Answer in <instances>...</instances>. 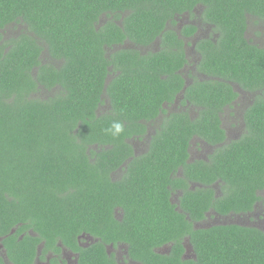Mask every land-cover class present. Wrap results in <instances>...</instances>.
Listing matches in <instances>:
<instances>
[{
	"label": "trees",
	"instance_id": "obj_1",
	"mask_svg": "<svg viewBox=\"0 0 264 264\" xmlns=\"http://www.w3.org/2000/svg\"><path fill=\"white\" fill-rule=\"evenodd\" d=\"M198 2L220 32L217 42L199 43L207 77L185 91L199 115L165 117L149 151L135 156L129 138L184 85L175 73L184 42L167 20ZM104 14L114 17L98 27ZM255 17L264 20V0H0V239L8 259L0 256V264H35L41 243L44 251L58 252L60 243L79 251L85 264H110L104 245L118 239L152 261L144 246L187 232L196 259L183 260L178 242L161 264H264V230L236 224L193 230L169 200L179 167L227 183L228 196L211 204L221 213L251 210L264 186V44L246 35ZM21 23L22 34L6 40ZM157 37L161 49L141 55ZM125 39L140 48L122 47ZM233 80L259 91L247 114L249 133L196 168L187 162L190 139L224 142L220 112L235 98ZM113 120L124 124L116 138L104 131ZM125 162L122 178L113 180ZM206 199L186 208L194 218ZM163 214L178 216L154 229ZM82 234L98 241L83 249Z\"/></svg>",
	"mask_w": 264,
	"mask_h": 264
},
{
	"label": "flooded vegetation",
	"instance_id": "obj_2",
	"mask_svg": "<svg viewBox=\"0 0 264 264\" xmlns=\"http://www.w3.org/2000/svg\"><path fill=\"white\" fill-rule=\"evenodd\" d=\"M204 5L200 2L196 3L191 10H184L176 13L172 19L167 20L169 28L176 30L179 38L184 42V58L182 66L175 70L176 74H180L183 87L177 92L175 98L172 101H164L158 114V117L149 121H143L145 128L134 133L129 140L134 147V155L139 156L146 154L149 151V143L152 135L156 133L161 125L164 123L165 117H170L172 114H181L185 118L187 115L191 120H195L199 115V106L194 102H191L185 95L186 89L193 85L199 78H206L207 75L200 70V63L202 60V53L198 47L199 43L205 39H210L213 42H217L220 36V32L216 30L214 23L206 21L202 14L204 13ZM119 12V11H118ZM121 19L123 20L129 13L126 10H120ZM104 14L98 22V27L107 23L109 18ZM116 22L122 25L120 19H114ZM259 20L258 23H255ZM17 24V23H15ZM22 28L10 32V35L5 36L6 40L10 39L11 36H20L26 25L19 24ZM264 20L255 17L254 20L248 25V31L246 32L247 38H252L254 43L264 44ZM126 48H140L130 39H125L124 45ZM143 50L141 55H147L149 50H160L161 39L156 38L151 44L142 46ZM167 75H163L166 77ZM195 86V85H194ZM231 87L233 88L235 98L231 102H226L220 112L222 120L221 126L225 130L226 138L224 142L214 144L207 141L205 138L194 134L190 139V147L188 148L189 156L187 158L188 163H193L194 166L200 167L205 164L210 165L214 162V157L217 154V149L222 145H228L233 141L244 138L249 133L247 114L250 108L253 106L259 91L245 88L240 82L235 80L231 81ZM195 89V88H194ZM105 107V106H104ZM104 110V109H103ZM142 142V143H141ZM144 145L145 148H139L137 146ZM143 149V150H138ZM132 158L127 160L130 162ZM123 163L119 168L112 171L111 176L113 180H119L124 174V168L126 163ZM183 167H179L173 174L176 178L177 185L172 189L169 200L174 209L185 215V218L192 224V229L210 228L219 225H240L248 227H257L264 230V186L256 190L257 199L254 202L253 208L249 211L235 212L230 211L228 213H221L217 211L216 207L211 204H216L218 198H226L229 193V187L227 183L222 179H218L212 182H206L205 179H199L197 174L192 173L189 175ZM170 188V186H169ZM208 198V207L203 210L201 216L196 219L193 214L186 209L191 207L195 200L198 201L199 196ZM190 205V206H189ZM116 216L120 219L123 218V214L116 212ZM178 216L172 214H163L158 216V222L154 226L156 227L161 223L164 224L170 217ZM171 236V235H170ZM192 234L184 233L180 236L179 240L175 238H166L165 241L158 245L143 247L141 251L151 249V255L153 260H146L145 257H138L137 253L140 252L138 249L131 247L128 242L118 239L117 241L106 243L104 249L109 256L110 264H161V256L170 255L173 251V246L178 242L183 247L181 258L183 260L196 259L197 254L192 239ZM79 245L81 248H91L94 243L98 241L91 234H82L78 237ZM44 243H41L37 247V253L34 259L35 264H85L81 262V253L75 251L69 247H66L60 243L61 250L56 252L53 250L44 251ZM0 256L4 258L7 263L6 249L0 239ZM9 263V262H8Z\"/></svg>",
	"mask_w": 264,
	"mask_h": 264
},
{
	"label": "clouds",
	"instance_id": "obj_3",
	"mask_svg": "<svg viewBox=\"0 0 264 264\" xmlns=\"http://www.w3.org/2000/svg\"><path fill=\"white\" fill-rule=\"evenodd\" d=\"M104 131L113 138L119 137L122 133H124V124L120 120H113L110 126Z\"/></svg>",
	"mask_w": 264,
	"mask_h": 264
},
{
	"label": "rangeland",
	"instance_id": "obj_4",
	"mask_svg": "<svg viewBox=\"0 0 264 264\" xmlns=\"http://www.w3.org/2000/svg\"><path fill=\"white\" fill-rule=\"evenodd\" d=\"M18 26L21 27L20 25H18ZM16 30H17V29L12 30L11 33L13 34V31H16ZM261 30L264 31V29H262V28H261ZM9 35H10V32H9ZM141 143H142V142H141ZM137 147H139V148H143V147H144V148H145V146H144L143 144L140 145V146H137ZM144 148H143V149H144ZM143 149H138V150H143ZM0 252H1V248H0Z\"/></svg>",
	"mask_w": 264,
	"mask_h": 264
}]
</instances>
